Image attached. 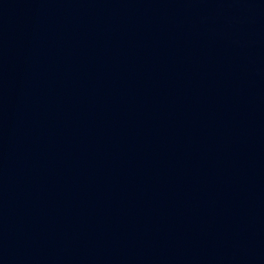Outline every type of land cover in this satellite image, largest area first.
<instances>
[{
	"label": "water",
	"instance_id": "1",
	"mask_svg": "<svg viewBox=\"0 0 264 264\" xmlns=\"http://www.w3.org/2000/svg\"><path fill=\"white\" fill-rule=\"evenodd\" d=\"M0 264H264V0H0Z\"/></svg>",
	"mask_w": 264,
	"mask_h": 264
}]
</instances>
